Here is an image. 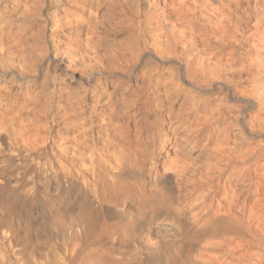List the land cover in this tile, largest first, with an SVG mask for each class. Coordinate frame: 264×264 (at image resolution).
I'll return each instance as SVG.
<instances>
[{"label":"bare ground","instance_id":"obj_1","mask_svg":"<svg viewBox=\"0 0 264 264\" xmlns=\"http://www.w3.org/2000/svg\"><path fill=\"white\" fill-rule=\"evenodd\" d=\"M52 1L60 3L57 14L60 18L41 13L47 0H0V155L10 150L17 159L29 157L28 167L19 168L18 175L40 173L42 152L31 144H20L21 134L29 126L23 122L33 114L41 113L49 99L47 86L51 79L46 77L43 64L55 58L53 54L50 57L43 41L40 18H44V26L51 22L50 27H55L52 37L57 39L63 26L74 25L70 31L76 30L75 34L68 35H74V38L69 40L67 36L63 40L71 57L75 49V54L79 55L80 46L89 57L97 53L91 50L96 23H88L84 40H80L77 18L84 11L94 16L100 0ZM126 1L120 0V10ZM127 2L131 15V44L127 49L120 45L110 62V70L107 69L110 74L117 73L129 80L142 71V77H162L169 81L174 92L181 86V90L194 96L206 89L221 91L227 78L236 73L252 75L255 87L247 95L236 93L239 101L236 116L225 124L215 117L218 114L208 113L205 107L197 105L196 99L186 97L195 139L203 136L209 143L214 142L217 151L222 150L215 161H210L205 174L198 177L203 180H197L198 185L207 186L200 194L196 193L199 191L196 185L187 188L192 183L187 157L179 156L173 161L171 175L145 173L152 157L145 153L143 143L147 129L135 122L138 107H135L136 101L130 100L133 95L115 99L114 94L107 93L101 85L99 77L94 82L87 80L80 94H60L57 103L62 104L67 131L63 133L62 147L53 155L55 170L51 178L56 186L53 188L68 199L71 209L75 206L83 208L78 224L81 223H74L78 229L74 234L80 233V246L77 243L67 246L64 261L67 264H98L95 257L99 254L106 261L112 259V264H131L126 260L134 246L142 243L149 252L160 251L162 245L154 238L149 234L139 236L137 232L144 221L150 220L176 232L174 237L179 247L185 227L193 228L201 237L196 259L190 256L194 260L188 258L182 263L180 258L174 257L169 264H231L225 258L218 261V250L224 251L248 236H256L258 248L255 255L239 264H264V146L254 145L252 149H239L234 154L223 148L229 129L235 120L248 117L250 107L254 112L249 115L244 137L249 139L258 127L264 129V121L258 114L264 110V0ZM86 62L91 73H99L95 71L97 64L91 65V59ZM216 82L219 85L214 88ZM147 112L154 116L152 126L158 125V114L154 115L151 109ZM196 142L198 140L193 144ZM4 172L5 168L0 167V174ZM45 186L44 189L48 188ZM185 202L188 209L183 210L181 203ZM12 234L5 239L8 245H14ZM149 254L152 253L144 259L138 258L136 264L161 263L158 258L151 259ZM105 260L103 264H109Z\"/></svg>","mask_w":264,"mask_h":264},{"label":"rangeland","instance_id":"obj_2","mask_svg":"<svg viewBox=\"0 0 264 264\" xmlns=\"http://www.w3.org/2000/svg\"><path fill=\"white\" fill-rule=\"evenodd\" d=\"M127 1L126 3H128ZM126 3L124 4L125 7L120 10V0H100V5L94 16L84 11L83 15L77 18L80 21V27L77 28V30H80L77 31L80 34V40H84V34L89 28L88 23L91 25L96 23L94 25L96 34L93 35V49L91 50L92 53H96V51L97 53L92 54L95 56L91 57L85 52H82L84 49L83 46L79 48V55L77 53L75 54L76 49L72 57L69 55L70 53H68V51L70 49L68 50L67 46L64 45V38L70 35V33L75 34L76 30L75 32L73 30V32L70 31V27L74 26L73 24L70 27L63 26L57 34L59 37V39H57L52 37V31H54L55 27H50L51 22L47 26H44V18H40L39 27L44 30L43 41L46 42L45 44L49 49L50 57L53 54L54 56H52L55 58L43 64L46 77L51 79L47 86L49 89V99L41 113L38 114L37 112L27 119L28 121L26 120L25 123L23 122V124L29 126L25 129V133L21 134L22 142H20L22 146L23 143L26 145L31 144L35 149L42 152L39 158L40 173H28L26 176L25 173L18 175L19 168L22 170L24 167H28L29 157H20V159H17L15 156L16 154L10 150L0 155V167L5 168V174H0V214H2L0 221L2 224L0 227V264H2L1 260H3V264L4 261H6V264H67L66 261H64L66 255L64 252L65 248L76 243L80 246V233L79 235L77 234V236V232L75 234L74 232L78 231L75 225L81 223L78 224L79 220H81L80 213L82 214L83 208L75 206L76 208L72 207L71 209V207L68 206V199L63 194L56 193L55 188H53L56 186L51 178L55 170L53 155L62 147L63 133L65 134L67 131V118L62 115V104L57 103L59 100L57 97L60 96V94L66 95L67 93L80 94L82 90H84L86 82H94L98 77L101 80H99V82H101V85L103 84L102 86H104L107 93H113L116 97L115 99H126L133 95L130 100L133 101V103L136 101L134 103L135 107L139 109L137 108L136 110L137 112L134 116L136 117L135 120H137L134 121L143 126V129L144 127L147 129L148 135L143 140V143L145 144V153H150L152 157L147 163L145 173L154 175L156 173L160 175L164 172L171 175L173 172L171 170L173 161L176 158H180L179 156H183L187 157V160L190 162L188 171L192 177V183H190V185L188 184L189 186L187 185V188L196 185L195 188H199V191H196L198 194L202 193L207 188L205 184H200L201 186L198 185L199 182H197V180L203 181L199 180L198 177L200 178V176L205 174L204 170L209 166L210 161L214 160L222 150L217 151L214 142L212 141L209 143L203 136L197 137L199 139H195L196 134L193 133L195 128H192L194 123H192L193 121L189 116V101L186 97L189 96L190 98L193 97L196 99L197 105L199 107H205L208 113H212L213 115L218 114L215 117H218L220 122L223 120L224 122H222V124L228 123L226 122L228 120L230 123L233 121L231 118H235L237 113L239 101L236 98H238V95H247L251 92V89L255 87L253 86L255 83L253 82V77L245 73L232 74L230 75L231 77L229 76L224 82V88L218 91L219 93L214 89H206L199 95L194 96L195 94L192 93L191 95V92L187 93V91L181 90V86L177 90L178 92H174L169 81L163 80L162 77H142V71H138V73L131 76L129 80L121 76L119 77L117 73L110 74L108 72L111 68L110 62H113L114 56L119 51L120 45L126 46L127 49L131 44L129 37V20L131 19V15L129 14L130 8H128L129 6H127L128 4ZM59 6L60 3H53L52 0H47L41 13L44 16L53 15L54 18L56 17L55 19L60 18V15H57L60 12L58 8H61ZM93 17H95L94 20L96 22L93 21ZM118 22L122 23V25ZM70 37L74 38V35ZM70 37L68 36L67 38L70 40ZM66 41H68V39ZM80 52H82V54ZM66 53L68 54L66 55ZM90 59V64L93 63L94 66L97 64L95 66V71H99V73H91L89 71L87 67L88 62L86 61ZM39 79L42 80V77H39ZM217 82L223 84L222 81ZM217 82L215 85L213 84L214 88L219 85ZM168 93L171 95L169 96ZM236 93H238V95ZM225 95L228 96L226 97ZM252 108L253 107H250L247 110L248 117L245 115L235 120L234 125L229 129L226 141L224 142L225 147H223L224 149L226 148V151L234 154L235 151L239 149L249 147V149H252L254 145L257 146L258 144L264 146V129L262 126L256 128L254 135L249 137V139H246L243 135L246 128L245 125L250 118L249 115L251 116L254 112V108ZM150 109L153 111L152 113H154V115L158 114L156 118L158 125L156 126H152V119L154 116L147 112ZM258 114L261 120L264 121V110L261 112L259 111ZM196 140H198V142L193 144ZM30 151L32 152V150ZM29 171H31V169H28V172ZM43 176H45V178H42ZM45 185H47L48 188L44 189L46 187ZM50 188L51 190H49ZM184 193L187 194V191ZM188 196L189 195H187V197ZM188 198L187 199L190 200V197ZM186 202L181 203L183 210L188 209ZM36 213L40 214L38 215ZM74 223L76 224L74 225ZM74 228H76V230ZM185 228L188 230L185 229L184 232L187 233V230L188 233L185 234L181 232V247H179L177 239L174 237L176 232L164 225H156L150 220L144 221L137 231L139 236L149 234L152 239L154 238L158 244L162 245V248L157 252L156 250H151V252H149L145 245L141 243V245L134 246L135 248L132 247L131 255H129L126 262L136 264L135 261H137L138 258L144 259L148 257V253H152L151 256L149 254L151 259L158 258L162 264H169L172 259L175 258H180L182 263H186L188 258L189 260L196 259L200 250L201 237L198 236L199 234L196 233L195 230L193 231V228ZM11 232L13 233V241L16 246L13 244L8 245L7 241H5ZM195 233L198 235L196 236ZM139 242L141 241L139 240ZM257 243L256 236H248L245 239L238 240L237 243H232L228 246V249L224 251H222V249L218 250V261L221 262L225 258L226 262L231 264L246 262L247 257L255 255L258 248ZM98 255L99 254L96 255L98 258L94 256L97 263L103 264L105 258ZM111 260L107 259V261H105L112 264L110 262Z\"/></svg>","mask_w":264,"mask_h":264}]
</instances>
